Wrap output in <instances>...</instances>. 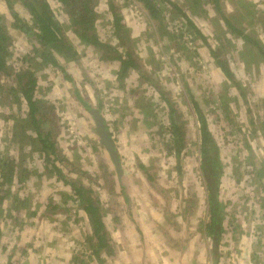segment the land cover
Instances as JSON below:
<instances>
[{"label": "rangeland", "instance_id": "rangeland-1", "mask_svg": "<svg viewBox=\"0 0 264 264\" xmlns=\"http://www.w3.org/2000/svg\"><path fill=\"white\" fill-rule=\"evenodd\" d=\"M48 1L78 52L73 61L64 58L59 61L89 108L101 107L119 153L122 183L129 196L127 207L118 195L119 183L116 188L110 185L115 175L114 164L96 134L90 109L85 108L72 84L59 70L48 66L49 63L40 64L35 97L42 101L41 110L49 111L51 125L48 129L52 126L51 120L57 125V154L73 164L69 169H80L81 174L76 171L71 175L79 176L95 190L106 211L104 221L114 243V253L112 257L102 256L106 261L103 264H140L142 257L145 264L191 263L189 256L178 257L182 255L180 244L168 246L167 242L172 235L188 237L190 231L204 233L202 223L208 220L199 125L192 102H197L205 114L223 165L219 193L226 205L227 222L221 238L226 234L228 241L221 249L223 257L230 258L225 264H233L237 258L234 255L243 254L238 251L242 235L253 240V243L248 241V245L254 251L250 258L239 257L241 264H264L263 56L255 49L246 54L245 44L240 40H231L233 46H227L225 56L244 85L239 95L231 84L225 86V76L200 40L187 43L188 47L192 46L187 57L182 52L175 53L176 46L182 44L181 39L174 36L173 43L170 36H166L161 42L146 14L133 0H98L95 6L97 36L102 42L119 48L110 10L113 4L129 35L135 39L139 63L153 74L150 77L156 84L141 81L134 72L119 81L116 74L119 62L101 59V53L79 44L62 5L56 0ZM171 1L178 6L187 2ZM204 2L206 0H202L200 7L208 9ZM249 3L255 5L253 24L249 19L252 13ZM16 8L25 14L19 5ZM221 8L233 15V21L240 20L248 31L254 28L264 46V0H221ZM0 12H6L3 0H0ZM209 14L213 15L212 10ZM195 21L209 45L217 48L222 34L216 20L198 16ZM175 23L168 21V29L179 30L181 25ZM11 37L10 63L19 71L24 69L22 58L31 53L32 42L18 32H13ZM192 51L199 53L197 57ZM37 61L41 63L40 58ZM156 86L160 87V92ZM137 87L141 92L131 94V89ZM163 96L173 104L185 133V146L178 158L166 132L169 111ZM50 104L54 110L49 108ZM148 104H152L150 108ZM218 105L224 108L219 109ZM25 110L17 95L0 91V159L8 164L5 172L15 159L12 181L2 185L0 179V197L6 195L0 203V264H99L89 255L86 236L90 225L86 214L72 200L71 187L53 170L52 163L40 150V143L27 138L32 127L23 119ZM50 159L54 157L50 155ZM54 163L64 175L69 174L65 163L59 160ZM139 164L148 168L153 183ZM155 185L167 193L161 194ZM165 199H169V203ZM167 213L172 216L168 217ZM177 220L181 224H177ZM200 241L199 238L198 245ZM168 247L170 252L166 250ZM74 258H78L76 262Z\"/></svg>", "mask_w": 264, "mask_h": 264}, {"label": "trees", "instance_id": "trees-1", "mask_svg": "<svg viewBox=\"0 0 264 264\" xmlns=\"http://www.w3.org/2000/svg\"><path fill=\"white\" fill-rule=\"evenodd\" d=\"M6 4V12H0V91L4 94V90L10 91V95L14 94L19 97V103L22 107L26 106L24 111L25 122L29 123L32 127L30 135L27 137L32 142L40 143V150L44 151L46 160L52 163L53 170L56 171L59 178H61L73 191L72 200L77 202L80 209L86 214L90 225V232L86 236V244L90 252L92 259H97L96 262L103 264L106 262L102 256H113L114 243L110 238V233L106 229L104 217L106 211L103 209L99 196L95 193V190L84 184L78 177L71 175L72 173H80V169L73 168V164L64 158H60V154H57V146L55 143V135H57V125L53 120L52 126L49 111L44 112L41 110L40 99L35 97V90L37 87V73L42 69L40 64H48L55 70H59L62 73L64 79L68 80L74 91L77 93L75 84L72 82L71 75L66 72V68L60 63L59 59L64 58L65 60H75L78 56L75 44L69 39L65 32L63 24L54 15L48 0H3ZM58 1L65 12L67 13L70 20L71 32L77 37L79 44L82 43L85 47H90L101 53V59L110 60L112 62H119V70L116 72L117 80H122L129 76L132 72L139 76V79L144 82H149L152 86L156 84L151 80L153 74L148 73L144 70L139 63L140 60L135 52V39L129 35V30L124 24L122 16L114 9L113 4L110 5L111 14L113 15V27L115 34L118 37L119 48L110 46L104 43L96 34L95 23L97 13L95 6L98 0H56ZM137 5L142 8V12L148 17L152 28H154L155 36L159 40L164 41L166 36H170L171 42L175 43L173 37L181 39L182 44L176 46L175 53H184L187 55L191 53L187 43H193L195 40H200L202 44L208 48L210 57L214 60L217 68L221 70L226 78V85L231 84L236 89V93L242 95L244 85L239 77L235 74L231 68V64L226 58L227 46H233L232 41L240 40L245 44L246 54L251 50H257L258 54H261L264 59V46L255 29L252 28L249 31L246 27L240 24V20L233 21V15L228 12H223L221 8V0H206L204 2L208 9L200 7L202 0H187L184 6H178L171 0H133ZM242 1V0H241ZM240 2V0H238ZM251 6V19L252 24L254 23L255 5L249 3ZM16 5H19L24 12L17 10ZM245 8V6H243ZM212 10L213 15L209 14ZM190 11V13H189ZM254 14V15H253ZM168 17H167V16ZM204 17L206 20H216V25L222 34L219 45L216 48H212L199 26H197L195 17ZM168 21L176 22L181 27L177 31L168 29ZM174 24V23H173ZM10 27V28H9ZM13 32L22 33L27 39L32 42L31 53H28L22 58L24 69L15 71L10 63V41L11 34ZM187 35V36H186ZM187 39L183 41V37ZM224 36V37H223ZM10 42V43H9ZM195 57L199 54L197 51H192ZM41 59V63L37 59ZM47 66V67H48ZM40 68V70H39ZM9 85V88H7ZM157 87V86H156ZM157 89L160 92V87ZM131 94L140 93V89H131ZM78 99L84 102L86 109H90L87 101L77 93ZM168 106L169 111V125L166 128V132L169 138L173 141L175 148V154L178 158L185 146L184 132L181 127L175 113L173 104L165 96H163ZM22 99V101H21ZM193 110L196 112L199 132V151L201 158V170L206 185L207 194V217L206 223H202L204 227V234L208 238H212L213 245L216 246L218 241L223 234V223L225 221V206L220 197V185L222 179L223 165L220 159L219 146L214 139L211 131L208 127V121L205 117L204 112L200 108L197 102H192ZM152 104H148L147 107ZM49 108L54 110L53 105H48ZM219 109H223L224 106L218 105ZM44 108V107H42ZM150 108V106L148 107ZM47 109V108H44ZM48 110V109H47ZM92 110V108L90 109ZM89 110V111H90ZM96 110V109H95ZM97 110H101L99 106ZM226 110V109H225ZM227 111V110H226ZM52 112V111H51ZM110 128L109 126L107 127ZM16 136V134H15ZM21 137V141L24 143L25 138ZM98 136V135H97ZM99 137V136H98ZM100 144V143H99ZM97 150V147H95ZM99 149V148H98ZM95 150V151H96ZM99 151V150H98ZM50 155L54 157V160L50 159ZM59 160L69 169V174L64 175L55 165L54 161ZM69 162V163H68ZM8 164L4 163L3 159H0V179L3 180L2 185L7 182H11L14 175L15 159L9 164V169L5 172V168ZM140 169L147 177L149 181L154 182L152 176L148 173V168L139 164ZM114 168V178L111 177L112 186L119 183L118 195L123 198V205L129 207V196L127 189L122 183V175L118 176L117 171ZM77 171V172H76ZM117 175V176H116ZM107 176L110 177L109 174ZM261 178V177H260ZM157 190L162 194H166L159 185ZM114 188V192H115ZM6 196V195H5ZM5 196L0 197V203L5 200ZM165 202L169 203V199H165ZM195 205V202L192 206ZM196 208V206L194 207ZM169 214V215H168ZM168 217L172 214L167 213ZM187 217V216H186ZM169 243V244H168ZM176 243L171 237H168L167 245H173ZM144 247V246H143ZM78 258H74L75 262ZM74 262V263H75ZM140 264H145V258L140 259Z\"/></svg>", "mask_w": 264, "mask_h": 264}, {"label": "crops", "instance_id": "crops-1", "mask_svg": "<svg viewBox=\"0 0 264 264\" xmlns=\"http://www.w3.org/2000/svg\"><path fill=\"white\" fill-rule=\"evenodd\" d=\"M187 221V219H186ZM227 220L225 219L224 224H226ZM177 224H181V222L177 220ZM226 228L223 227V229ZM224 234V236L220 239L221 242L218 241V244L213 245L212 243V238H207L205 236L204 233H193V232H189L188 237H185V235H172L171 239L174 240L176 242L175 245H179L180 244V249H181V254L182 255H178V257H186L189 256L191 263L194 264H225L226 261L228 260L229 262V257L228 256H224L223 257V250L221 249L222 246H225V243L228 241V235ZM222 236V235H221ZM200 238V245H198L197 241ZM256 238V237H255ZM197 240V241H193ZM248 241H251V243H253L252 239L247 238L246 235H242L240 241H239V248L238 251L240 253V251H242L243 254L241 255H234V257H237L235 261H232L233 264H241L242 260L239 258H250L253 251L252 249H250L249 245H248ZM212 243V245H211ZM220 243V244H219ZM173 244V245H174ZM198 245V246H196ZM172 246V245H169ZM171 248L168 247L166 250L167 251H171ZM224 249V248H223ZM195 251V252H194ZM189 263V264H191ZM181 264H187L185 261L182 262ZM229 264V263H228Z\"/></svg>", "mask_w": 264, "mask_h": 264}, {"label": "water", "instance_id": "water-1", "mask_svg": "<svg viewBox=\"0 0 264 264\" xmlns=\"http://www.w3.org/2000/svg\"><path fill=\"white\" fill-rule=\"evenodd\" d=\"M90 113L94 119L95 131H96V134L100 138V143L105 148V150L108 152L115 166V169L118 173V176H121L123 171L121 168L119 153L115 147L113 140L111 139L110 132L107 128L105 118L102 116L99 110L92 109L90 110Z\"/></svg>", "mask_w": 264, "mask_h": 264}]
</instances>
